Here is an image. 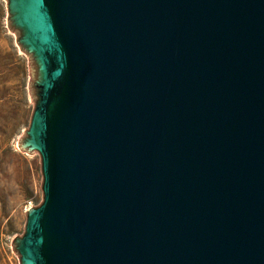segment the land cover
<instances>
[{
  "label": "water",
  "instance_id": "water-1",
  "mask_svg": "<svg viewBox=\"0 0 264 264\" xmlns=\"http://www.w3.org/2000/svg\"><path fill=\"white\" fill-rule=\"evenodd\" d=\"M6 8L42 175L19 264H264V0Z\"/></svg>",
  "mask_w": 264,
  "mask_h": 264
},
{
  "label": "rangeland",
  "instance_id": "rangeland-1",
  "mask_svg": "<svg viewBox=\"0 0 264 264\" xmlns=\"http://www.w3.org/2000/svg\"><path fill=\"white\" fill-rule=\"evenodd\" d=\"M0 0V264H19L13 240L21 237L26 210L42 203L37 152L20 148L34 106L33 63L17 43Z\"/></svg>",
  "mask_w": 264,
  "mask_h": 264
}]
</instances>
